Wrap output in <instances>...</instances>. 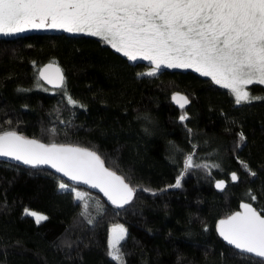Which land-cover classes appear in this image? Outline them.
<instances>
[{"label":"trees","instance_id":"obj_1","mask_svg":"<svg viewBox=\"0 0 264 264\" xmlns=\"http://www.w3.org/2000/svg\"><path fill=\"white\" fill-rule=\"evenodd\" d=\"M48 62L63 68L64 87L40 79ZM151 66L89 35L0 36V133L88 147L137 189L117 208L45 167L0 161V264H119L109 255L115 224L128 230L124 264H262L224 243L217 225L243 203L264 208V85H249L257 99L237 104L210 77L179 69L142 76ZM175 93L190 103L181 109ZM189 154L209 167L184 171ZM25 209L48 219L37 224Z\"/></svg>","mask_w":264,"mask_h":264},{"label":"snow or ice","instance_id":"obj_2","mask_svg":"<svg viewBox=\"0 0 264 264\" xmlns=\"http://www.w3.org/2000/svg\"><path fill=\"white\" fill-rule=\"evenodd\" d=\"M42 28L99 37L130 61H149L153 67L148 76L162 68L193 69L229 89L237 104L257 99L247 90L248 85H264V0H0V34ZM50 71L54 77L48 75ZM40 76L49 84L64 87L59 67L50 64ZM172 99L181 109L190 103L179 93ZM68 102L77 103L70 96ZM180 119H187L186 114ZM240 139L244 140L243 133ZM0 157L33 167L50 165L72 181L99 189L117 208L131 203L137 191L88 147L45 144L4 131L0 134ZM193 158L194 154L187 155L184 171L193 166L209 167L193 165ZM181 179L177 178L173 187H180ZM231 179L238 177L233 173ZM58 187L69 190L64 183ZM216 187L223 189L224 182H217ZM70 191L77 202L84 200L82 192ZM241 207L242 212L219 221V235L240 253L262 258L264 264V208L258 211L251 203ZM25 214L37 224L48 219L28 209ZM111 233L109 255L124 264L119 242L125 239L127 229L116 225Z\"/></svg>","mask_w":264,"mask_h":264},{"label":"water","instance_id":"obj_3","mask_svg":"<svg viewBox=\"0 0 264 264\" xmlns=\"http://www.w3.org/2000/svg\"><path fill=\"white\" fill-rule=\"evenodd\" d=\"M131 63H136L135 61H130ZM53 65V67H59L60 69H61V71H62V73H63V75H64V82H65V72H64V70H63V68L59 65V64H57V63H55V62H48V63H46V64H44L41 68H40V71H39V77H40V79L48 86V87H50V88H52V89H60L61 87L60 86H57L56 84H49L48 82H47V80H45V79H43L41 76H40V72L46 67V66H48V65ZM48 75H50V76H53L54 77V75H55V73L54 72H52V71H50L49 73H48ZM175 94H177V93H175ZM174 94V95H175ZM180 95H185V94H183V93H179ZM186 96V95H185ZM188 97V96H187ZM189 101H190V99H189ZM174 103H175V105H177L178 107H179V105L175 102V101H173ZM189 104V103H188ZM187 104V105H188ZM187 105H185V106H187ZM17 134H19V135H22V134H20V133H18V132H16ZM0 134H2V133H0ZM23 136V135H22ZM23 137H25L26 139H35V138H30V137H26V136H23ZM35 140H38V139H35ZM39 142H41V143H44V142H42V141H40V140H38ZM46 144V143H45ZM91 150V149H90ZM0 161H5V162H8V163H11V164H17V165H20V166H25V167H33V166H31V165H26V164H23L21 161H16V160H14V159H12V158H10V157H0ZM105 166H106V164H105ZM38 168H41V167H45V168H47V169H49V170H51V171H53L54 173H56L57 175H59L60 177H62L63 179H65L66 181H68L71 185H73V186H76V187H82V188H85V189H87V190H89V191H91V192H93V193H96V194H99L100 196H102L111 206H113V207H116L115 205H113L109 200H108V198L104 195V193L103 192H101L99 189H95V188H92L90 185H85V184H83L82 182H77V181H72L71 180V178L70 177H66V176H64V174L63 173H59V172H57L56 171V169H54V168H52L50 165H40V166H37ZM107 167V166H106ZM110 170H112V169H110ZM118 174V173H117ZM118 175H120V174H118ZM220 181H223L224 182V187H225V181L224 180H220ZM236 181V180H235ZM127 182V181H126ZM219 182V181H218ZM216 184H217V182H216ZM216 184H215V187H216ZM224 187H223V189H224ZM216 189L219 191V192H221L223 189H220V188H217L216 187ZM253 206V205H252ZM254 207V206H253ZM243 211V209H242V207H241V209H239L238 211H236V212H242ZM259 211V210H258ZM235 212V213H236ZM234 214V213H233ZM227 218V217H226ZM226 218H223V219H226ZM222 220V219H221ZM220 221V220H219ZM218 225H219V222H218ZM218 225H217V231H218ZM218 234H219V232H218ZM220 236V235H219ZM220 238L222 239V241H224V243H226L227 245H229V246H232V247H234L233 245H230L227 241H225L224 239H223V237H221L220 236ZM239 251V250H238ZM246 255H249V254H246ZM249 256H252V257H255L254 255H249ZM262 259V258H261Z\"/></svg>","mask_w":264,"mask_h":264},{"label":"rangeland","instance_id":"obj_4","mask_svg":"<svg viewBox=\"0 0 264 264\" xmlns=\"http://www.w3.org/2000/svg\"><path fill=\"white\" fill-rule=\"evenodd\" d=\"M30 32H65V33H68V34H83V35H87V34H84V33H69V32H66V31H64V30H62V29H48V28H42V29H28V30H26V31L23 32V33H17V34H0V36L13 37V36H16V35H19V34L30 33ZM141 61H145V62H147V63H150L149 61H146V60H141ZM152 67H153V66H151L149 69H147L146 71H144L143 73H141V75H142V76H143V75L148 76V75H146V73L152 71ZM162 69H169V68H162ZM162 69H161V70H162ZM179 70H193V69H179ZM193 71H195V70H193ZM195 72H196V71H195ZM197 73H198V72H197ZM199 74H200V73H199ZM248 86H249V85H248ZM248 86H247V90L249 91ZM68 188H70V187L68 186ZM79 192H82V191H79ZM82 193H83V192H82ZM30 211H35V210H30ZM35 212H37V211H35ZM37 213L42 214V215H45V214L40 213V212H37ZM116 225H122V224H115V225H112V226L110 227V232H109V243H110V240H111V238H112L111 229H112V227H114V226H116ZM127 234H128V230H127ZM126 236H127V235H126ZM125 238H126V237H125ZM120 243H121V241L119 242V244H120ZM110 251H111V249H110Z\"/></svg>","mask_w":264,"mask_h":264},{"label":"flooded vegetation","instance_id":"obj_5","mask_svg":"<svg viewBox=\"0 0 264 264\" xmlns=\"http://www.w3.org/2000/svg\"><path fill=\"white\" fill-rule=\"evenodd\" d=\"M137 61H140V60H137ZM137 61H135V62H137Z\"/></svg>","mask_w":264,"mask_h":264}]
</instances>
